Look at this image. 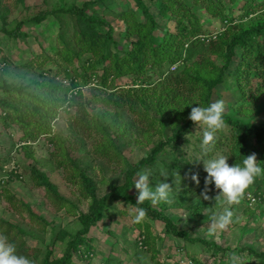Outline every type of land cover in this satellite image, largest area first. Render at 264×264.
Wrapping results in <instances>:
<instances>
[{
    "label": "trees",
    "instance_id": "obj_1",
    "mask_svg": "<svg viewBox=\"0 0 264 264\" xmlns=\"http://www.w3.org/2000/svg\"><path fill=\"white\" fill-rule=\"evenodd\" d=\"M104 2L88 0L70 5L61 0L54 8L39 9L30 17L22 18L19 13L10 28H5L8 25L6 16L0 11V39L13 46L29 37L23 32L25 26H36L52 18L58 25L55 50L51 55L56 60L55 67L40 71L31 61L17 65L2 52L0 124L16 125L22 131L20 140L29 144L40 135L49 137L47 143L53 146V150L47 153L48 159L61 172L66 184L75 186L80 196L88 197L89 204L86 213L74 212L76 207L61 196L47 175L35 166H30L28 170L24 168V173H17V166L10 171L9 178L22 179L25 175V186L42 190L43 196L56 211L63 210L65 214L72 215L77 213L78 231L69 236L60 229L53 232V241L65 243L62 255L56 259H51L48 250L41 253L39 248L26 246L22 241L26 231L0 218L3 242L13 244L16 254L26 257L32 264H72V257L81 258L82 254L86 259L91 258V247L87 246H90L92 239L87 240L84 236L101 222L107 213V203H121L134 210H145L143 222L134 219V225L142 231L139 244L144 247L154 250L145 219L161 222L168 235L194 242L188 233L178 230L164 214L166 206L172 205H166L168 201L153 203L145 200L136 203L137 190L132 185L137 174L151 171L149 175L155 176L158 170L173 167L183 172L182 192L191 191L197 183L193 182L192 176L195 175L197 181L201 179L202 163L183 156L170 157L169 163L159 161L168 153H179L175 151L177 142L187 136L194 126L188 119L191 107H206L213 103L212 97L219 89L231 91L230 96L234 101L231 109L237 114H250L249 110L243 108L248 104L262 102L264 105V0L260 3L244 0L237 17H227L219 10L226 7V3H234V0H203L201 5L205 12L219 19L223 25V30L216 33H199L197 20H192L198 0L189 4V0H157L153 4L158 5L157 18L146 9L143 0H134L142 16L135 15L126 9L128 7L122 9L117 16L124 25L121 31L115 30L106 16L95 15V7ZM15 6L23 11L28 10L19 0H15ZM171 21L173 25L169 24ZM65 34L73 48L63 40ZM195 55L197 59L193 58ZM54 59L44 60L54 62ZM173 65L176 68L170 71ZM152 68L159 75L154 83L148 74ZM12 70L18 73V79L8 78ZM58 74L60 79H57ZM256 80L258 82L252 88L253 85L249 84ZM87 85H92L94 91L109 92V101L113 105L136 114L134 122H137L138 131L143 129L140 132L145 140L158 137L145 158L131 164L120 153L107 128L88 111L86 105L89 101L81 93V89ZM121 88L126 90L123 95H111ZM69 108L75 109V117L69 124L71 131L67 135L53 134L51 125L58 110L66 111ZM102 116L111 120L121 136L131 129L121 121L116 109L104 110ZM223 119L225 126H229L228 133L222 138L215 137V144L203 158L224 155L229 157L227 163L231 166L241 164L243 157L254 154L257 164L264 169V123L237 119L226 113H223ZM249 138L253 139V145L249 143ZM29 144L21 145L20 150L30 158L34 155ZM217 149L222 150L223 154L216 155ZM75 155H86L87 158L118 168L117 171L121 169V184L111 185L110 191L98 198L94 194L96 181L80 168ZM248 189L258 202H263L264 173L256 177L245 191ZM212 190L207 187L203 192L208 194ZM0 198L4 199L11 213L21 214L22 209L26 210L29 221L39 227V232H45L48 222L36 215L19 196L6 189L0 192ZM169 199L176 200L171 196ZM175 204L179 206L177 202ZM196 241L204 245L211 243L203 239ZM209 246L213 248V254L214 250H218L214 243ZM254 255L263 257L264 252ZM190 258L194 260V256ZM193 264L199 263L194 261Z\"/></svg>",
    "mask_w": 264,
    "mask_h": 264
},
{
    "label": "rangeland",
    "instance_id": "obj_2",
    "mask_svg": "<svg viewBox=\"0 0 264 264\" xmlns=\"http://www.w3.org/2000/svg\"><path fill=\"white\" fill-rule=\"evenodd\" d=\"M63 1L72 5L80 4L88 0ZM156 1L157 0H143L146 9L150 11L155 18H157L158 5L153 4L156 3ZM202 1L203 0H198L196 11H194V15H192V20L196 19L199 24V33L221 32L223 30L222 23L219 19L212 18L205 12L201 5ZM234 1L235 2L231 4L226 3V7L219 9L220 12L227 15V17H237L238 14H240V7L244 3V0ZM261 1L262 0H255V3H260ZM19 2L23 4V7L28 8V10L23 11L19 9V7L17 8L15 6V0H0V11L6 16V21L8 23L5 28L12 27L14 21L18 19L20 14L22 18L30 17L32 13L37 12L39 9L54 8L61 0H19ZM190 2H194V0H189L188 4ZM125 7H128L126 9H130L129 11H132L135 15L142 16L134 0H105L104 3H100L95 7V15L106 16L113 24V27H115V30L121 31L124 25L117 16L122 9L125 10ZM263 7L264 6H262V8ZM97 9H99L100 13ZM55 23L56 20L52 18L36 26H25L23 32L27 33L29 37L25 39L24 42L20 41L15 46L8 42L1 41V38L0 57L3 52L8 55L9 59L14 60V63L17 62V65L21 64L23 61H31L35 69L40 71L51 66L55 67L56 60L51 56L52 52L55 50L53 48L55 47L58 34V25ZM169 24L173 25L172 21ZM1 26L2 24L0 22V27ZM229 28H233V26ZM63 36L65 43L69 45L70 48H73V45L67 41L68 36L66 34ZM236 53L239 54V50H237ZM45 58L54 59V62L53 60H44ZM193 58L197 59L198 56L195 55ZM175 68L176 66L173 65L170 66L169 69L173 70ZM162 69L164 71L165 67ZM34 71L35 70H33V72ZM148 74L149 78L153 80L151 81L152 83H154L156 78L158 80L159 75L155 69L152 68V71ZM57 76V79H60L59 74ZM3 77H7V75H3ZM8 78L18 79L19 75L12 70ZM257 82V80L252 81L249 85H253L252 88H254ZM121 84L124 85V83ZM134 88H137V86ZM94 90L92 85H87L81 89L83 97L89 101V104L86 105L89 113L97 117L107 128L109 135L113 137V141L120 153L131 164L145 158L151 147L157 142L158 137L153 136L151 141L145 140L140 132L143 129L140 128L138 131L137 122H134L136 114L134 115V113L128 111L127 108L113 105L111 101H109V92ZM124 91H126L125 88H121L115 90V93H111V95L117 97L118 95H123ZM214 94L215 95L212 97L213 103L217 100H222L224 102V113L230 114L237 119L244 118L243 120H253L256 123H264V105H262V102L256 105H246L243 108L249 110L250 114L245 113L242 115L237 114L235 110L231 109L232 105H234L233 98L230 96L231 91L219 89L216 90ZM1 97L2 95L0 93V98ZM145 100L148 101L149 98H145ZM150 104L155 106L151 101ZM237 105L236 107H238ZM115 109L121 121L131 127V129H128L125 133V136L119 134V131L113 126L109 118L102 116L104 110L112 111ZM74 111V108H69L66 111L61 109L58 110L51 125L53 134L62 133L67 135L69 131H71L69 124L75 117ZM228 130L229 126H224L216 133L215 137L221 136L222 138L225 133H228ZM21 135L22 131L16 125L7 124V126H3L0 124V192H4L7 189L11 193L19 196L24 203L32 208V211L35 212L36 215L44 218L49 225L45 226L44 233L39 232V227L33 225L29 221V215L26 210L22 209L21 214L11 213L5 205L3 198H0V218L26 231V235L22 236V241H24L26 246L39 248L41 253L48 250L51 252V259H56L62 255L65 243H62V241H53V232L60 229L61 231H65L66 234L68 233L66 236H69L78 231V219L75 218L77 213L72 215L65 214L63 210L56 211L45 199L42 190L29 189L25 186L23 182L25 175H23L22 179L9 178L10 171L17 166V170L15 171L17 173H22L24 168L28 170L30 166H35L36 169L47 175L51 183L56 186L59 194L76 207L74 212H87L89 207L88 197L80 196L79 190H77L75 186L66 184L62 179L61 172L56 170L51 160L48 159L47 153L53 150V146L47 143L49 137L40 135L29 144L26 141L20 140ZM200 140L201 133L199 132V128L194 125L187 136H184L177 142L175 151L179 153H168L169 155L159 158V161L169 163L170 157L181 156L190 159L194 158V160L199 158ZM249 143L253 145L252 138H249ZM23 144L30 145V151L34 156L29 158L24 155V151L20 150ZM217 154H223V151L217 149L216 155ZM75 157L80 168L96 181L94 194L98 198L109 192L111 185L121 184V169L117 171L118 168L115 169L112 166H107L105 165L106 163L103 164L100 161L93 160L91 157L87 158L86 155H75ZM161 171L168 177L167 182L170 185L172 184L173 190L170 196L176 199L168 200L166 205H172L166 206L164 214L171 219L178 230H184L188 233L189 237L194 239V242L189 243L184 239L168 235L164 232V227L161 222L145 219V223L149 225V233L152 238L151 241L154 250L144 247L139 244L142 240V231L134 225L135 210L121 203H107V213L104 214L101 222H98L97 225L91 228L84 236L87 240H90V238L92 239L90 246L88 245L87 247H91L93 256L88 259H86L84 254L81 255V258L73 256L72 264H180L185 263V258L191 259L190 256L198 258L199 264H264V256L258 257L254 255V253L259 254L264 252V201L260 203L255 200L252 204L247 203L249 200L246 198V194H251L249 189L243 192L238 203L229 205L222 197L215 199L218 195V190L215 189L214 185L210 182L205 185L202 184L205 183L206 178L203 165L201 167V179L194 185L191 191L182 192L184 185L181 183V175L183 172L177 171L173 167L160 169L155 176L149 175L151 187H154L156 183L163 179L161 177ZM150 172L151 171H145V173L148 174H150ZM207 187L213 189L212 193L206 194L203 192V189H207ZM205 195L208 199H204ZM176 202L179 204L177 207L175 204ZM226 207L229 208L233 214L231 223L223 230H216L213 234L209 235L208 225L212 217L221 213ZM140 221L143 222L144 218L140 219ZM196 239H203L206 242L214 243L215 247H218V250H214L213 254V248L209 246L211 243L209 245H204L198 243ZM82 253H84V251H82Z\"/></svg>",
    "mask_w": 264,
    "mask_h": 264
},
{
    "label": "clouds",
    "instance_id": "obj_3",
    "mask_svg": "<svg viewBox=\"0 0 264 264\" xmlns=\"http://www.w3.org/2000/svg\"><path fill=\"white\" fill-rule=\"evenodd\" d=\"M224 110L225 106L222 100L210 103L206 107L196 105L191 107L188 119L199 128L201 133L200 156L193 162L202 163L203 171L206 173L205 184L210 182L218 190L215 199L222 197L227 204L231 205L239 202L245 189L253 183L256 177L264 173V169L257 164L254 154L243 157L241 164H232L231 166L227 163L229 157L224 155L209 159L203 158L215 144L216 133L225 126ZM161 177L163 179L156 183L154 187H151L148 173L137 174L132 185L137 190L136 203L145 200L153 203L169 200L172 193V184L170 185L167 182L168 177L163 171H161ZM192 180L198 182L195 175L192 176ZM204 199H208V197L205 195ZM135 211L134 219L136 221L145 216L143 208H136ZM232 215V211L227 207L221 213L214 215L208 225L209 235L216 230L226 228L231 223ZM3 241L4 238L0 237V264H32L26 257L16 254L13 244L4 243ZM184 261L185 263L180 264H193L194 261L199 263L198 258H194L193 261L185 258Z\"/></svg>",
    "mask_w": 264,
    "mask_h": 264
},
{
    "label": "built area",
    "instance_id": "obj_4",
    "mask_svg": "<svg viewBox=\"0 0 264 264\" xmlns=\"http://www.w3.org/2000/svg\"><path fill=\"white\" fill-rule=\"evenodd\" d=\"M74 94H75V92H74ZM246 198L249 200L248 203H250V204H252L253 201L256 200V199H255L252 195H250V194H246Z\"/></svg>",
    "mask_w": 264,
    "mask_h": 264
}]
</instances>
